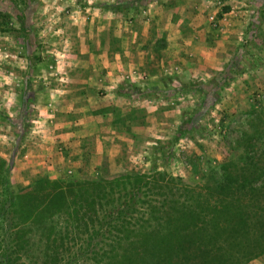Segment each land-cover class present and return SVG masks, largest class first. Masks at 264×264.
<instances>
[{
  "label": "trees",
  "instance_id": "obj_1",
  "mask_svg": "<svg viewBox=\"0 0 264 264\" xmlns=\"http://www.w3.org/2000/svg\"><path fill=\"white\" fill-rule=\"evenodd\" d=\"M133 2L97 6L127 11ZM249 126L236 157L194 185L152 165L112 177L38 176L13 193V157L0 154V264L32 249L41 264H245L264 254V149H254L264 148V112Z\"/></svg>",
  "mask_w": 264,
  "mask_h": 264
},
{
  "label": "rangeland",
  "instance_id": "obj_2",
  "mask_svg": "<svg viewBox=\"0 0 264 264\" xmlns=\"http://www.w3.org/2000/svg\"><path fill=\"white\" fill-rule=\"evenodd\" d=\"M47 1L0 0V12L4 15L0 16V154L3 157H13L10 150L26 137V131L38 113L36 101L39 90L44 87L42 84L54 87L65 82L66 67L76 60L71 59L70 52L123 47L133 50L136 55L139 45L153 57H149L148 65L137 64L131 69L142 71L146 76L149 73L150 77L156 74L163 82L168 81V89L178 87L180 91L188 85L185 88L189 92L185 97L187 103L180 98L176 106L168 105V109H174V113L168 111V115L172 120L177 118L176 131L182 120L190 122L184 125L189 130L181 131L177 140L168 137L154 142L143 159L131 161L128 152L124 151L122 162L126 171H149L153 165L194 185L214 179L219 164L236 157V141L241 131L250 130L249 120L264 112V0H189V5L188 0H168V7L159 2L164 0H134L127 11H110L97 6L101 1L115 0ZM228 5L232 10L246 7L247 12L232 14L242 18L241 31L247 21L246 35L229 38L227 54L223 55L220 68L208 75H191L184 79L173 63L168 67L164 65L167 62L158 63L154 51L161 45L166 46L163 35L175 28L172 20L180 26L178 21L199 11L202 20L216 22L227 15L224 8ZM78 6L86 9L80 12ZM72 7L75 9L69 13ZM74 16H78L77 20ZM87 22L88 28L84 26ZM59 23L61 26H56ZM165 23H168V29L163 28ZM92 33L98 36L102 33L103 40L91 41ZM50 62L57 68V75L49 71ZM241 74L255 78V81L260 79L258 91L250 92L251 100L245 99L247 95L233 99V95L226 94L232 81L238 77L241 80ZM225 96L228 97L226 101L223 100ZM202 100H206L203 105ZM254 149L259 152L264 148L258 144ZM102 167L106 172L105 163ZM88 176L92 177L89 173ZM9 180L13 193L27 186L18 184L11 169ZM11 264H41L39 251L32 249ZM245 264H264V254Z\"/></svg>",
  "mask_w": 264,
  "mask_h": 264
},
{
  "label": "crops",
  "instance_id": "obj_3",
  "mask_svg": "<svg viewBox=\"0 0 264 264\" xmlns=\"http://www.w3.org/2000/svg\"><path fill=\"white\" fill-rule=\"evenodd\" d=\"M159 2L168 7V0ZM188 5L186 8L193 9ZM74 9H69V13ZM84 9L78 6L80 12ZM224 10L227 15L216 22L202 20L199 11L178 21L180 26L172 20L175 28L163 35L166 46L154 51L158 63L167 62L164 64L167 67L173 63L184 79L208 75L220 68L229 38L246 35L247 24L245 21L241 31L242 18L232 16L247 12L246 7L232 10L229 6ZM87 25L88 22L84 26L88 28ZM156 26L157 30L158 23ZM163 28L168 29V23ZM103 36L92 33L90 39L95 42L103 40ZM132 51L123 47L72 51L69 56L76 60L66 67L65 82L54 87L42 84L36 101L38 113L24 140L17 141L10 150L14 159L12 177L19 185H28L38 176L57 179H79L88 173L92 177L116 176L126 172L122 162L124 151L131 161L143 159L154 142L174 136L178 121L170 119L168 111L174 113V109H168V105L176 106L181 99L187 103L185 97L189 92L185 88L179 91L178 87H171L174 90L170 91L168 81L163 82L156 74L150 77L149 73L146 76L142 71L134 72L136 69H131L134 65H148L153 55L140 45L136 55ZM240 78L230 83L226 94L233 95V99L247 95L245 99L251 100L250 92L258 91L260 79L256 78V82L246 74Z\"/></svg>",
  "mask_w": 264,
  "mask_h": 264
},
{
  "label": "built area",
  "instance_id": "obj_4",
  "mask_svg": "<svg viewBox=\"0 0 264 264\" xmlns=\"http://www.w3.org/2000/svg\"><path fill=\"white\" fill-rule=\"evenodd\" d=\"M48 69L53 75H57V68L53 63H48Z\"/></svg>",
  "mask_w": 264,
  "mask_h": 264
}]
</instances>
